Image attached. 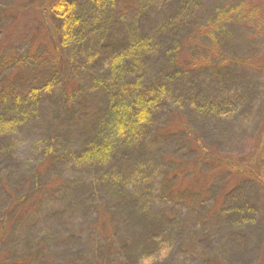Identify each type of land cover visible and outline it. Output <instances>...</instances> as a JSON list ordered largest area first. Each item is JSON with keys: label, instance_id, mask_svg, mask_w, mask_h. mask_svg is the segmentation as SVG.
<instances>
[{"label": "rangeland", "instance_id": "obj_1", "mask_svg": "<svg viewBox=\"0 0 264 264\" xmlns=\"http://www.w3.org/2000/svg\"><path fill=\"white\" fill-rule=\"evenodd\" d=\"M45 1L58 0H0V85L8 84L21 68L43 69L55 62L61 67L44 53L51 49L45 43L53 42L39 8ZM137 1L124 0L122 16L110 26V42H119L133 29ZM195 2L155 0L149 9L141 10L138 27L153 47L146 66L149 81L167 83L169 99L164 106L180 112L192 135L216 152L244 161L246 167L251 163L249 167L261 173V182L248 172L240 175L205 162L176 177L179 190L173 197L169 191L175 176L165 177L166 164L158 155L152 159L149 144L142 157L135 156L128 139H116L121 150L105 165L78 164L86 146L92 147L93 142L99 146L107 137H98L100 116L90 117V104L83 109L69 103L78 114L70 118L63 99L70 85H90L84 71L104 67L102 61L93 62L95 46L89 44L83 48L87 55L81 50L71 52L69 70L61 69L66 84L53 92L57 97L46 98L35 116L15 122L13 133L0 135V222L7 223L0 226V264H146L145 257L151 254L153 264H264V0ZM220 11H225L226 21L214 28ZM90 31L89 43L104 35ZM186 37L195 40L189 39V45L187 39L182 41ZM17 44L24 48L23 57L14 52L20 50L13 48ZM63 56L69 58L70 52ZM174 62L176 67L192 64L178 71L167 68L173 74L163 76ZM85 98L86 91L76 101ZM7 106L0 103V117L12 115ZM93 107L104 110L100 98ZM165 114H157L152 122L154 150L193 164L196 151L188 147L189 139L179 133L155 137L159 118L162 122ZM50 148L55 149L54 158L48 159ZM129 153L152 168L151 173L140 175L153 179L158 215L149 217L143 207L144 199H151L147 194L151 190L124 162ZM159 168L166 179L156 178L154 169ZM117 172L119 176H114ZM112 177L120 179L108 183ZM96 184L101 185L97 190ZM138 187L146 193H137ZM93 201H102L104 209ZM199 209L207 215L203 222L195 213L188 214ZM101 215L109 218L106 228L98 224ZM236 222H242L239 236L229 238ZM145 246L152 252L140 255Z\"/></svg>", "mask_w": 264, "mask_h": 264}, {"label": "trees", "instance_id": "obj_2", "mask_svg": "<svg viewBox=\"0 0 264 264\" xmlns=\"http://www.w3.org/2000/svg\"><path fill=\"white\" fill-rule=\"evenodd\" d=\"M123 2L124 0H86L85 3H79L77 0H58L48 4L46 1L41 3L39 7L42 12L41 17L44 19L47 33L50 34L53 40L52 45L47 42L45 43L51 46V49H46L47 51L44 53L52 56L54 61L56 60L59 62L61 67L58 68L55 62L53 65H48L49 69L47 67L43 69L40 67H36L35 69L21 68L9 77L10 80L7 82L8 84L2 85L1 83L0 103L3 102L8 104L6 110H10L12 115H10L9 118L0 117V135L5 136L13 133L15 122L22 121L23 118L35 116L39 110L43 109V103H45L46 98L49 96H52V98L57 97L53 92L57 93L58 89L66 84L64 82L65 75H63L61 69L66 68V72L69 70L71 52L81 50V52L87 55L88 52H84L83 48L89 47V44H93L95 49L92 60L94 63L97 62V64L102 61L104 66L103 69H95L89 73L88 71H84L87 72L85 74V81H87V78L91 79L90 85H70L69 91L67 89L65 90L63 99L65 101V108L67 112L69 111L70 113L68 116L70 118L78 114L76 115V109L72 110V107L68 106L69 103L74 102V105L80 106L83 109L87 108L90 104L93 108L92 111H87L92 114L90 117H96L97 119V115L100 116L98 125L101 126V129H99L98 132L96 131L98 137L105 134L107 137L104 141L99 142V146L96 142H93L94 145L92 147L86 146L84 151L81 152L82 154L77 158L78 164L90 163L92 165V163H96L99 166H103L107 162L113 160V153H117L121 150L116 139H118L117 141L128 139L129 141L131 140V147L136 151L133 152L135 156L138 155V157H142L143 150L147 149V144H149L152 159L155 160L158 155L160 157L159 159L163 161V164H166V166L163 167L167 173L162 168L164 173H166L165 177L170 179V176H175V184L169 191L173 197H176V192L179 190V188L176 187V177H183L186 172H192L194 167H197V164L200 165V163L205 162L218 163L220 167H226L229 171L235 170L236 173L240 175H242L241 173H243V171L246 173L248 172L253 179L261 182V173L256 171V169H251V167H249L251 163H248L246 167L244 161H235V159L228 155H222L212 149L210 145H207L206 142L198 140L197 136L192 135V129L189 128L187 121L181 116L180 112L177 109L168 107V105L164 106L168 103L167 100L169 99L167 88L165 87L167 83L160 80L149 81V66L147 68L146 66L148 65V59L153 55V47H151V41L143 36L141 29L138 27V18L143 13L141 10L143 8L149 9L150 6L155 3V0H138L137 2L140 5L135 15L137 20L132 23L133 29L125 32V35L127 34L126 37L121 38L119 42H110V39H113L112 35L108 36L111 32L110 26L118 17L122 16L121 12L123 11L121 9ZM191 2L196 3L195 0H191ZM118 3L120 5L116 6ZM224 13L225 11H220L214 18V28L221 22L226 21ZM90 29L94 30V32H104L103 37H98V40L89 43L87 34H89L88 31L92 32ZM99 38H101V40H99ZM189 39L192 41L195 40L186 37L183 38L182 41L186 40V43L190 45ZM7 46L8 45H5V47ZM13 48L19 50L20 45L17 44L16 47ZM23 50L24 48L14 52L21 54L23 57L25 55ZM64 52H70V57L65 58L63 56ZM177 52L179 51L178 49L176 50V48L172 52L175 55L173 58L175 60L177 59ZM20 62V59L16 60V67H19ZM184 63L187 66L192 64L190 62ZM173 64L174 65L168 66L165 69L171 68L173 71H178L185 66L177 63L176 67V62ZM164 70L161 72H164ZM168 70L169 69L164 72L163 76L173 74ZM26 71L25 77H22V74ZM23 80L25 81L22 82ZM15 85L23 86L21 88H16ZM84 91L87 92V98H85V101L78 103L76 99H78V96L83 94ZM98 98L102 100L104 109L102 112L101 110L97 112V109L95 110L93 107L95 102L97 103ZM105 104H108L106 108L104 107ZM130 106H132V108ZM163 112H167L168 114H165L162 118V122L161 118H159L160 123L157 126V135L155 137L165 139L169 136L175 137L176 133H179L182 137L189 139L187 141L188 147H192L196 151L193 164L181 160L176 161L175 155L172 154L162 156V154L154 150L152 122L153 119L157 117V114L162 115ZM116 117L119 119L116 120ZM54 133L58 134L59 132ZM48 143L51 146L53 140L51 139ZM50 149L52 152L49 153L48 159H50V157L54 158L55 149ZM129 154H126L127 157L124 162L131 164V170L134 176L138 175L143 183L146 180L151 190V193H147L151 199H144L143 207L147 210L146 213H148L149 217L154 214L158 215L159 213L155 206L157 197H155V199L153 198L154 187L152 186L154 185L150 184L153 179H149L148 177L142 178L140 175L146 173L148 170L150 171L149 173H151L152 168L148 167L147 164L141 165L138 157L136 158L134 154ZM43 155L45 157L46 152H44ZM156 172H158L156 178H165L162 177L160 168L154 169V173ZM37 173L41 174V170H38ZM38 174H36V178L39 180ZM114 176H119V172L115 173ZM149 177L152 176L149 175ZM119 179V177L113 178L109 180L108 183H110V181L117 182ZM100 186L101 185L96 184V190L97 187ZM140 188L141 187H138V192H135L140 194L143 192L146 193L144 190H140ZM25 197L26 196H22L20 198L25 199ZM95 202L96 201H93L100 209L103 207L102 201L99 202L100 205ZM162 207L159 208L164 210ZM176 210H178V206H176ZM188 214H194V216L202 222V218L207 216L204 209H199V211L189 210ZM108 219L109 218H106L104 215H101L98 224L104 225L106 228ZM211 223L212 225L216 224L214 218ZM241 223L242 222H236L232 226L233 233L229 235V238H236L239 236L238 230L240 229ZM6 224V220L0 222V226L2 227H6ZM177 248L178 247H176V249ZM147 251L151 250L148 246H145L140 251V255H142V253L144 256L147 255ZM145 260H147L146 264H153L154 258H152L151 254L146 256Z\"/></svg>", "mask_w": 264, "mask_h": 264}]
</instances>
